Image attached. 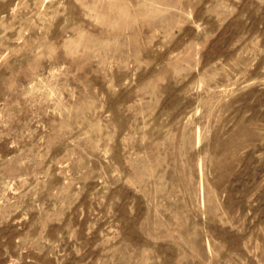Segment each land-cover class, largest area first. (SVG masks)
I'll return each instance as SVG.
<instances>
[{
  "label": "rangeland",
  "instance_id": "1",
  "mask_svg": "<svg viewBox=\"0 0 264 264\" xmlns=\"http://www.w3.org/2000/svg\"><path fill=\"white\" fill-rule=\"evenodd\" d=\"M0 264H264V0H0Z\"/></svg>",
  "mask_w": 264,
  "mask_h": 264
},
{
  "label": "bare ground",
  "instance_id": "2",
  "mask_svg": "<svg viewBox=\"0 0 264 264\" xmlns=\"http://www.w3.org/2000/svg\"><path fill=\"white\" fill-rule=\"evenodd\" d=\"M215 162H218V160H214Z\"/></svg>",
  "mask_w": 264,
  "mask_h": 264
}]
</instances>
